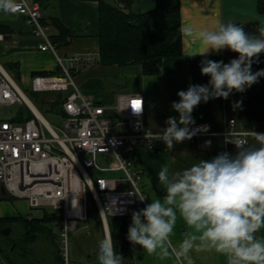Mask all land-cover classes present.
Listing matches in <instances>:
<instances>
[{
    "label": "built area",
    "instance_id": "obj_1",
    "mask_svg": "<svg viewBox=\"0 0 264 264\" xmlns=\"http://www.w3.org/2000/svg\"><path fill=\"white\" fill-rule=\"evenodd\" d=\"M16 4L17 9L11 13L26 18L39 49L52 52L57 60V70L35 75L29 90L55 94L56 100H61L57 114L63 120L61 126L49 122L0 63V107L26 105L33 113V117L22 122L0 118V198H26L29 208L42 210L41 214L48 207L60 212L63 264H70L69 235L89 216V193L103 222H108L110 217L131 216L133 211L143 209L148 199L141 202L137 195L148 196L141 186L144 171L137 165L136 149L142 144L155 147L162 141L152 139L155 132L146 124L143 93H122L114 107L85 96L76 82V73L89 63L90 57L60 52L53 41L52 22L47 20L40 0H16ZM134 101L140 102L139 109L134 108ZM133 109L143 110L135 113ZM202 125L206 124L197 123L191 128ZM248 130L264 133V118L253 120L246 128H239L237 120L231 118L223 130L209 128L191 140L210 150L215 137L230 143L229 140L244 138ZM206 141H211V145L206 146ZM99 157L107 164L115 159L118 167L102 168ZM91 169L122 170L125 177L95 180Z\"/></svg>",
    "mask_w": 264,
    "mask_h": 264
},
{
    "label": "clouds",
    "instance_id": "obj_2",
    "mask_svg": "<svg viewBox=\"0 0 264 264\" xmlns=\"http://www.w3.org/2000/svg\"><path fill=\"white\" fill-rule=\"evenodd\" d=\"M16 9V0H0V11ZM180 32L194 45L187 57L228 49L238 58L227 64L202 60L201 74L210 77L208 84L189 85L177 93L179 102L171 107L178 118L169 117L167 127L152 134V139L162 141L169 151L175 144L208 131V125L190 128L195 124L191 114L201 101L228 99L233 90L244 92L264 76V70L251 71L253 59L264 53V25L258 27V35L232 21H218L211 29L199 30L182 24ZM142 110L133 109L135 113ZM228 142L236 146L235 156L220 153L180 170L161 165L157 178L164 195L131 213L127 232L130 243L139 245L143 253L161 261L171 259L174 264H184L193 250L215 252L225 257L226 264H264V235H258L264 232V133L248 130L244 138ZM205 145L210 146L211 141ZM137 197L141 202L148 198L143 194ZM178 221L185 230L183 239L174 244ZM96 258L97 264L125 261L117 254L110 234L98 242Z\"/></svg>",
    "mask_w": 264,
    "mask_h": 264
},
{
    "label": "crops",
    "instance_id": "obj_3",
    "mask_svg": "<svg viewBox=\"0 0 264 264\" xmlns=\"http://www.w3.org/2000/svg\"><path fill=\"white\" fill-rule=\"evenodd\" d=\"M48 21L52 17H58L69 30L68 43L60 46L62 54H80L90 57L89 63L76 73V82L88 98L108 107L117 104L118 96L122 93L132 92V80L139 79L142 82V92L145 104V120L147 126L153 132L164 130L165 121L169 117H177L171 105L179 102L177 93L186 91L189 85H207L210 77L201 74V61H223L225 64L232 59L238 58V54L228 49L219 52L210 51L205 56L196 55L187 57L192 49L193 42L183 36L184 49L180 56L166 57L163 60L162 70L157 75H145L140 65L119 67L117 65H102L98 62L100 43V5L96 0H40ZM179 3L182 11V24L190 25L194 29H211L220 22L232 21L242 24L245 31L250 34H259L258 27L264 25V0H137L134 8L140 11L158 9L162 12L173 4ZM0 24L7 25L12 29L8 35L0 33V63L12 76L20 75V83L28 90L36 72H55L57 60L50 51H42L38 47L37 39L33 36L32 28L22 15L5 13L0 11ZM53 34L57 29L53 26ZM264 70V53L254 58L251 71L253 73ZM118 82V83H112ZM264 92V76L251 87H246L244 92H233L228 99H209L206 103L196 106L192 112L195 124L204 123L213 131L223 130L226 121L231 118L237 120L239 128H246L244 112V96L246 94ZM55 94H45L41 103L55 104ZM237 102H242L240 107H234ZM53 108V107H51ZM192 125H190L191 128ZM227 152L235 156L237 149L233 143H227L222 137H215L210 150H204L194 140H186L175 144L171 151L166 150L162 142H157L155 147L145 144L136 149V162L144 171L142 181L143 191L151 199L163 197L157 173L161 165L168 164L173 170L188 167L196 160H211L220 153ZM25 202L27 209L24 212L31 213L28 201ZM22 210L15 204L0 201V218L21 217ZM39 216H27L28 218H40ZM86 220V219H85ZM128 225L131 224V216L128 217ZM102 221V217L101 220ZM104 233L110 234V227L103 222ZM184 226L178 221L172 236L174 244L183 239ZM13 230L11 229L10 233ZM9 233V234H10ZM3 234V233H2ZM0 233V237H4ZM6 234V235H9ZM89 234V233H88ZM5 235V234H4ZM264 235V232L258 233ZM112 237V236H111ZM135 264H174L171 259L159 260L156 256L143 253L139 245H133ZM0 264H9L0 253ZM184 264H226L225 257L215 252L192 251Z\"/></svg>",
    "mask_w": 264,
    "mask_h": 264
},
{
    "label": "trees",
    "instance_id": "obj_4",
    "mask_svg": "<svg viewBox=\"0 0 264 264\" xmlns=\"http://www.w3.org/2000/svg\"><path fill=\"white\" fill-rule=\"evenodd\" d=\"M100 5V54L98 62L104 65H117L126 67L132 65L142 66L145 75H157L162 70L163 60L166 57L183 54L184 41L180 32L182 25V11L179 3L173 4L162 12L158 9L140 11L134 8L137 0H96ZM264 8V6H263ZM52 25L58 33L54 34L53 41L60 46L68 43L69 30L58 17H52ZM12 29L0 24V33L8 35ZM54 72H36L37 74ZM15 79L20 82L17 72ZM56 99V98H55ZM61 100L55 101V108L59 107ZM244 114L246 125L260 117L264 118V92L246 94L244 96ZM14 119L22 122L33 117V113L26 105ZM96 214L101 218L96 207ZM91 211L89 216L91 217ZM60 214L45 212L43 217L28 218H0V224L9 222H22L26 227L25 242H37L44 231L52 230L48 224L61 225ZM128 217L116 216L108 220L111 236L117 254L124 257V264H135L132 243L127 239ZM48 225V226H47ZM55 239V238H54ZM58 240V239H57ZM56 259L63 264L61 247L57 242Z\"/></svg>",
    "mask_w": 264,
    "mask_h": 264
},
{
    "label": "rangeland",
    "instance_id": "obj_5",
    "mask_svg": "<svg viewBox=\"0 0 264 264\" xmlns=\"http://www.w3.org/2000/svg\"><path fill=\"white\" fill-rule=\"evenodd\" d=\"M114 81H112L113 83ZM118 83V82H114ZM21 87L25 90L30 99L36 103L37 107L43 113L45 118L58 126L62 125V116L57 114L58 108L49 106L48 103L45 105L41 103V98L45 93H37L31 90L19 82ZM53 107V108H51ZM24 106L21 105H3L0 107V118L10 121H15L20 112L24 111ZM98 164L102 168L118 167L117 161L114 159L112 162L107 164V161L103 157L98 158ZM91 176L96 180L97 177H114L122 179L125 174L122 170H90ZM142 186V184H141ZM26 200V198L24 199ZM1 202L15 204L18 209L22 210V215L27 217L30 215L39 216L42 210H31L33 212H24L27 206L21 199L11 198H0ZM27 201V200H26ZM95 202L92 195L89 193L88 208L91 211V217L86 220H82L76 227L75 230L70 232V264H92L97 262L96 253L98 250V242L104 238L103 223L99 215L96 214ZM47 213H54L52 208H46ZM59 214L60 212H55ZM49 225V226H48ZM48 228L52 230V234L49 231H44L37 242H25L26 227L22 222H9L0 224V231L2 227L7 226L13 231L9 235L0 237V253L8 261L9 264H61L56 259L57 242L59 241L60 226L55 224H48ZM2 228V229H1ZM89 233V234H88ZM55 238V239H54ZM58 239V240H57Z\"/></svg>",
    "mask_w": 264,
    "mask_h": 264
},
{
    "label": "water",
    "instance_id": "obj_6",
    "mask_svg": "<svg viewBox=\"0 0 264 264\" xmlns=\"http://www.w3.org/2000/svg\"><path fill=\"white\" fill-rule=\"evenodd\" d=\"M131 86H132V92H134V93H141L142 92V82L139 79L132 80ZM2 192L3 193L5 192V188H2ZM107 228H109L108 223H107ZM10 231H11L10 228L2 229L3 234H9ZM92 264H97V262H93Z\"/></svg>",
    "mask_w": 264,
    "mask_h": 264
},
{
    "label": "snow or ice",
    "instance_id": "obj_7",
    "mask_svg": "<svg viewBox=\"0 0 264 264\" xmlns=\"http://www.w3.org/2000/svg\"><path fill=\"white\" fill-rule=\"evenodd\" d=\"M133 106L135 109H139L140 108V102L139 101H134L133 102Z\"/></svg>",
    "mask_w": 264,
    "mask_h": 264
},
{
    "label": "flooded vegetation",
    "instance_id": "obj_8",
    "mask_svg": "<svg viewBox=\"0 0 264 264\" xmlns=\"http://www.w3.org/2000/svg\"><path fill=\"white\" fill-rule=\"evenodd\" d=\"M6 227H7V226H4V227H2V228H6ZM2 228H1V229H2ZM0 233L2 234V232H1V231H0Z\"/></svg>",
    "mask_w": 264,
    "mask_h": 264
}]
</instances>
